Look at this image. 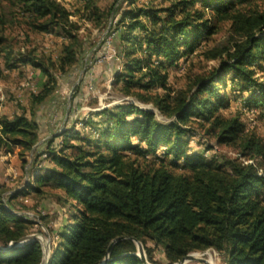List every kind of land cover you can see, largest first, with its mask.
Wrapping results in <instances>:
<instances>
[{"label": "trees", "instance_id": "trees-1", "mask_svg": "<svg viewBox=\"0 0 264 264\" xmlns=\"http://www.w3.org/2000/svg\"><path fill=\"white\" fill-rule=\"evenodd\" d=\"M83 1L92 8L93 0ZM127 1L130 6L136 0ZM15 4L30 31L54 33L64 44L53 61L15 56L4 44L0 16L2 70L28 65L45 78L41 90L29 95L28 114H0V151L19 149L22 177H28L10 195L4 196L9 189L0 185V247L28 234L30 222L12 213L14 201L29 194L45 197L46 189L60 192L69 205L47 264H102L109 244L119 237L125 239L113 244L104 264H143L133 240L146 250L147 243L160 247L169 263L213 249L223 264H264V175L259 174L264 144L244 133L237 116L218 113L228 104L221 94L225 76L232 91L237 87L245 95L240 100L246 107L264 111V9L255 0H171L165 8L114 10L120 15L111 26L121 67L116 79L122 81L124 95L150 102L172 120L161 123L150 111L114 106L89 114L80 124L83 136L60 133V147L53 149L55 138L47 139L42 150L36 146L35 108L54 91L51 69L68 72L78 64L82 46L69 13L56 0ZM97 14L91 16L101 18ZM220 23L228 25L225 44L200 53L219 65L169 96L166 69L211 37ZM154 88L166 93L151 94ZM196 129L219 145L237 148V157L218 161L203 152L188 153L186 139ZM70 138L76 143L70 144ZM29 153L33 155L25 171ZM38 161L52 167H40ZM41 258L36 241L0 251V264H40Z\"/></svg>", "mask_w": 264, "mask_h": 264}, {"label": "rangeland", "instance_id": "rangeland-1", "mask_svg": "<svg viewBox=\"0 0 264 264\" xmlns=\"http://www.w3.org/2000/svg\"><path fill=\"white\" fill-rule=\"evenodd\" d=\"M69 13V21L73 24V34L79 40L81 47L80 59L77 65L68 72L60 73L53 68L51 73L55 80L52 95L35 108V120L39 125V140L36 144L40 149L45 148L47 139H54L51 144L53 149L61 146V139L56 138L60 133L68 135L77 134L83 136L85 128L80 125L89 114L101 112L119 105H133L137 108L150 111L156 120L161 123H169L172 118L162 115L150 102H142L132 95H124L122 81H117V73L121 67L117 61V50L114 45L115 31L111 32V26L119 19L120 15H114V10L120 13L137 7L153 6L165 8L171 0H136L129 6L125 0H93L92 8H86L83 0H56ZM16 0H0V16L4 20L3 37L5 45L15 56L18 54H32L47 62V59L55 60L62 45V38L54 33H34L26 25L23 14L15 4ZM258 7L264 9V0H255ZM112 7V12L108 11ZM196 7V6H195ZM93 12L102 13L101 18L91 16ZM91 12V13H90ZM97 14V15H98ZM96 15V16H97ZM113 18L112 19V17ZM208 15H206L207 17ZM227 23L217 24L215 33L200 43L191 53L182 58L175 66L166 69L169 96H174L178 91L188 85L199 76H204L210 70L219 65V60H205L200 53L216 45L225 44L228 38ZM264 34V33H263ZM139 36V35H138ZM0 114L11 116L20 114L29 109V95L37 94L45 82V78L35 68L28 65L19 66L17 69L6 72L2 70L0 59ZM225 88L221 92L228 98V104L218 111L224 117L237 116L244 126V133L254 135L264 144V111L259 108L246 107L228 76L224 77ZM151 94L163 96L166 91L154 88ZM99 120L98 117H93ZM195 126V125H194ZM193 126V128H194ZM196 128V127H195ZM187 152H203L207 157H217L218 161L234 159L238 149L228 145H219L214 138L207 136L202 130H195L192 136L187 137ZM70 144H75L71 138ZM208 150V151H207ZM19 149L4 154L0 151V185L9 189L4 195H10L27 182V175L22 177V158L18 157ZM70 151H65L69 153ZM161 154L158 149L157 155ZM33 153L27 154L28 163L25 171L30 168ZM26 160V158H24ZM259 163V159H257ZM40 167L50 168L48 161H38ZM259 174L264 175V165L260 162ZM45 197L26 195L18 197L14 201L15 215L28 218L30 225L27 236L37 238L46 248V264L51 257L52 248L57 240L56 232L60 230L67 215L69 205H65L62 195L58 191H47ZM21 206H25L22 209ZM67 217V216H66ZM32 240H27L26 243ZM147 250L142 247V253L148 264H176L169 263L160 247L147 243ZM189 255L194 260L184 264H223L221 256L213 249L200 252H192Z\"/></svg>", "mask_w": 264, "mask_h": 264}, {"label": "water", "instance_id": "water-1", "mask_svg": "<svg viewBox=\"0 0 264 264\" xmlns=\"http://www.w3.org/2000/svg\"><path fill=\"white\" fill-rule=\"evenodd\" d=\"M123 239H125V238L124 237L116 238L109 244L108 249H107V255H106L104 261L102 262V264H104L106 262L107 256H108L113 244L116 243L117 241H120ZM27 240L36 241L40 244L41 250H42V258H41L40 264H46V248L43 247V245L39 239L31 237V236H25V237L21 238L18 242L10 243L7 247H4V248L0 247V251L1 252H7V251L13 250L15 248L22 247L26 244ZM133 242L136 246L135 256H137L143 264H148L146 262V259L143 255V253H142V246L140 245V243H138L136 240H133ZM191 260H194V257L192 255L188 254L185 257H183L181 260H179L176 264H184L186 261H191Z\"/></svg>", "mask_w": 264, "mask_h": 264}, {"label": "bare ground", "instance_id": "bare-ground-1", "mask_svg": "<svg viewBox=\"0 0 264 264\" xmlns=\"http://www.w3.org/2000/svg\"><path fill=\"white\" fill-rule=\"evenodd\" d=\"M212 264V263H211Z\"/></svg>", "mask_w": 264, "mask_h": 264}]
</instances>
